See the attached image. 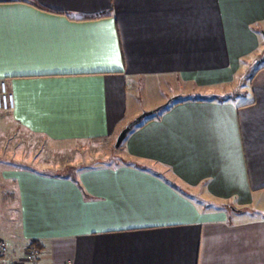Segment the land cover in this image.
<instances>
[{
    "label": "crops",
    "instance_id": "obj_1",
    "mask_svg": "<svg viewBox=\"0 0 264 264\" xmlns=\"http://www.w3.org/2000/svg\"><path fill=\"white\" fill-rule=\"evenodd\" d=\"M12 1L0 264L29 247L37 264H264V0ZM206 94L226 98L192 99ZM175 96L189 99L136 126L111 164L51 172L18 153L19 134L114 147Z\"/></svg>",
    "mask_w": 264,
    "mask_h": 264
},
{
    "label": "rangeland",
    "instance_id": "obj_2",
    "mask_svg": "<svg viewBox=\"0 0 264 264\" xmlns=\"http://www.w3.org/2000/svg\"><path fill=\"white\" fill-rule=\"evenodd\" d=\"M260 62L261 60L259 58L256 59L250 71L255 70V68L261 64ZM18 141V153L22 152L23 149L27 147L29 149L28 162L32 161V158L34 166L40 168L51 167V172L67 166L66 168H70V173H72L74 169L87 168L100 161L111 164L115 162L116 159H119L120 156L119 149L110 147V143L109 146H105L102 142L87 144L85 142H80L76 143L71 148L69 146L70 144L59 145L68 148L48 147L44 139H40L36 136L28 137L21 134H19ZM17 150H12L13 154H17ZM66 171L67 170H65V172Z\"/></svg>",
    "mask_w": 264,
    "mask_h": 264
},
{
    "label": "built area",
    "instance_id": "obj_3",
    "mask_svg": "<svg viewBox=\"0 0 264 264\" xmlns=\"http://www.w3.org/2000/svg\"><path fill=\"white\" fill-rule=\"evenodd\" d=\"M13 107V96L7 91L5 82H0V111H8ZM7 248L4 243L0 244V252L5 254ZM40 255L39 249L35 247H29L26 250L24 258L18 264H37L38 257Z\"/></svg>",
    "mask_w": 264,
    "mask_h": 264
},
{
    "label": "water",
    "instance_id": "obj_4",
    "mask_svg": "<svg viewBox=\"0 0 264 264\" xmlns=\"http://www.w3.org/2000/svg\"><path fill=\"white\" fill-rule=\"evenodd\" d=\"M264 37V34H263ZM160 110V106L156 107L155 109L144 111L140 113L138 116H136L134 119H132L130 122H128L117 134L115 142H114V148L118 149L122 142L126 139L128 134L136 127L138 126L142 120L146 117H149L155 113H157Z\"/></svg>",
    "mask_w": 264,
    "mask_h": 264
},
{
    "label": "trees",
    "instance_id": "obj_5",
    "mask_svg": "<svg viewBox=\"0 0 264 264\" xmlns=\"http://www.w3.org/2000/svg\"><path fill=\"white\" fill-rule=\"evenodd\" d=\"M8 2H14V1H12V0L11 1L10 0L0 1V3H8ZM29 4H31V3H29ZM31 5H33V4H31ZM35 7H37V6H35ZM37 8H39V7H37ZM39 9H42V8H39ZM100 17H102V15L96 16V17H92V18H88V19H97V18H100ZM214 98L215 99H219V100H224L226 97H224V96H215V95H211V94L199 95V96L192 97V99H194V100H212ZM188 99L189 98L183 97V96H175L173 98H170L164 105L160 106V110L157 113H161L163 111H166L171 106H173V105H175L177 103H180L182 101H186ZM152 116H154V114L149 116V117L144 118L141 123H143L144 121L150 119Z\"/></svg>",
    "mask_w": 264,
    "mask_h": 264
}]
</instances>
